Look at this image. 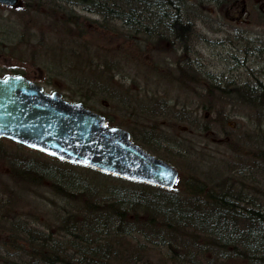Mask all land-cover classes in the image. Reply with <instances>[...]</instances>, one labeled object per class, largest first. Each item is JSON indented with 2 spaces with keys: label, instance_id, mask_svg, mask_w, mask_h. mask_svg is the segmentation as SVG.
<instances>
[{
  "label": "trees",
  "instance_id": "trees-1",
  "mask_svg": "<svg viewBox=\"0 0 264 264\" xmlns=\"http://www.w3.org/2000/svg\"><path fill=\"white\" fill-rule=\"evenodd\" d=\"M64 1L76 7L75 0ZM194 7L203 12L199 5ZM30 8L23 2L22 7L10 9L22 12L20 17L17 13L16 17L0 15V56L8 62L29 64L37 77L46 83L63 80L72 92V101H81L93 109L94 103L103 105L107 100L113 106L125 109L129 101L124 94V85L118 86L115 81V77L122 75L125 65L111 60L110 53L96 54L85 48L82 55L77 50V41L83 39V31L77 33L76 22L68 20L56 25L59 28L56 36H60L57 42L40 48L46 40L44 35L50 31L42 29L44 35L35 33V28L42 27L37 25L38 20L31 19L35 15L29 12H32ZM91 8L101 15V23L109 25L108 30L121 28L128 32L130 35L124 38L126 40L129 38L134 42L136 35H140L146 40L162 41L165 38L157 32L171 29L177 30L180 36L173 38L175 45L186 47L190 40V36L181 37V31H187L189 27H182L185 25L181 26L177 21L176 16L183 13V7L175 0H112V4L98 3ZM160 15L163 17L158 18ZM116 24L119 25L116 27ZM261 44L259 41L257 47H249L251 44L247 42L245 47L249 49L244 48V52L262 51ZM20 46H28L24 54L15 51ZM2 65L1 74L25 75L19 68ZM34 73L31 78L36 77ZM249 82L225 87L234 90L233 94L251 96V111L261 117V121L252 128L254 138L243 140L241 147L232 148L230 144L235 166L225 168V184L221 189L196 191L188 186L181 193H173L142 183L132 187L111 182L107 188H113L117 194L96 193L91 196L94 198L91 206L76 205L72 210L74 213L55 209L51 213L53 224L47 227H38L28 218H14L12 200L0 198V264H152L146 254L147 248L165 251L166 259L168 256L175 264H264V84ZM148 106L154 108L152 104ZM104 115L112 124L110 117ZM128 131L139 145L145 143L152 153L176 168L184 167V163L175 164L173 158L163 154L167 151L180 154L174 144L162 141L163 146L158 147L155 143L152 150L148 138L142 135L139 139L132 130ZM178 147L183 146L178 144ZM26 176L29 177L28 173ZM49 177L54 179L55 187L56 177ZM230 180L232 184L228 183ZM66 189L65 195L70 197L88 196L84 189L79 191L68 186ZM192 197L195 201H191ZM3 208L10 211L12 219L5 220L1 216Z\"/></svg>",
  "mask_w": 264,
  "mask_h": 264
},
{
  "label": "rangeland",
  "instance_id": "rangeland-1",
  "mask_svg": "<svg viewBox=\"0 0 264 264\" xmlns=\"http://www.w3.org/2000/svg\"><path fill=\"white\" fill-rule=\"evenodd\" d=\"M23 2H27L29 8L32 7V12H29L35 16L31 19L38 20L37 25L42 27L35 28V33L44 35L42 29L50 31L44 35L46 40L40 48L55 44L60 37L56 36L59 29L56 25L68 20L78 23H75L77 33L83 31V39L77 41V50L82 55L86 49L96 54L110 53L113 58L111 60L121 61L125 65L122 75L120 78L115 77V81L118 86L124 85V94L129 101L126 107L128 109L117 108L107 100L103 105L94 103L92 108L108 115L112 124L132 130L139 139H142V135L145 139L148 138L152 150L155 149L152 146L155 143H158V147L163 146L162 141L177 147L180 154H174L173 151L163 153L173 158L175 164L184 163V167L178 166L182 180L180 174L172 189L173 193H181L188 186L196 191L205 189L215 192L221 189V185L225 184V168L235 166L230 144L232 148L241 147L243 140L252 137L253 126L256 128L261 121V117L251 111V96L233 94L234 90H226L228 88L225 87L229 84L231 85L228 87L237 86L247 80L253 85V78L264 84V50L244 52V48L249 49L245 47L247 42L251 44L249 47H257L259 41L264 45V0H247L248 12L237 23L227 20L222 13H217L213 6H208L207 11L194 12L202 17L196 18L194 22L195 32L188 45L193 47L192 53L179 52L171 38H165L162 42L158 39L146 40L136 35L134 42L129 38L126 40L124 38L130 35L128 32L121 28L116 31L108 30L109 25L101 23L100 18L94 14L82 12L80 8L65 3L58 5L46 0ZM186 6L191 9V3ZM15 13L18 14L17 17L23 14L20 11L12 12L10 8H0V15L3 17L11 14L16 17ZM71 15L76 20L69 18ZM117 25L119 24L116 27ZM31 35L30 32L29 38ZM27 47L22 46L15 51L24 54ZM43 51L44 49L41 50L42 54ZM7 60L0 56V68L2 64H9L8 66L21 69L29 78L33 76L35 71L29 64ZM219 75L221 87L211 83L209 85L205 81L208 76L218 78ZM33 79L42 84L46 91H60L72 100V92L66 88L63 80L46 83L37 75ZM148 104H152L154 108ZM147 109L153 110L149 112ZM162 113L164 114L159 116ZM11 142L0 139V198L12 200L14 218H28L38 227L53 224L51 213L55 209L74 213L72 210L76 205L91 206L94 203L91 196L96 193L104 194L108 191L110 195L117 194L113 188H107L108 183L138 186L135 182L116 177L112 179L113 177L93 169L57 160ZM178 144L183 147H178ZM12 161L15 162L14 165L10 164ZM50 175L56 177L55 187ZM67 186L78 188L79 191L84 189L88 196L82 194L80 198L85 199L82 200L65 195ZM191 201H195L194 197ZM1 211L5 220L12 219L8 209L3 208ZM146 254L152 264H175L168 256L166 259L163 250L147 248Z\"/></svg>",
  "mask_w": 264,
  "mask_h": 264
},
{
  "label": "water",
  "instance_id": "water-1",
  "mask_svg": "<svg viewBox=\"0 0 264 264\" xmlns=\"http://www.w3.org/2000/svg\"><path fill=\"white\" fill-rule=\"evenodd\" d=\"M20 7L21 0H0ZM0 138L120 178L171 189L178 170L132 142L121 127L108 126L99 112L81 101H68L59 91L22 75L0 77Z\"/></svg>",
  "mask_w": 264,
  "mask_h": 264
},
{
  "label": "flooded vegetation",
  "instance_id": "flooded-vegetation-1",
  "mask_svg": "<svg viewBox=\"0 0 264 264\" xmlns=\"http://www.w3.org/2000/svg\"><path fill=\"white\" fill-rule=\"evenodd\" d=\"M175 1L180 3L182 5V7L184 5L186 10H187L186 5H188L190 3L192 5H199V7L202 11H204L203 6H205L206 11L209 8L208 6L216 7L217 13H222L225 17L228 18L227 20L230 19L231 22H236V23H237V21H239L242 18L243 15H246V13L248 12L247 11V3H248L247 0H175ZM46 2L59 4L61 2L64 3L65 1L64 0H46ZM67 2H69V1H67ZM73 3H75V5L78 6L82 10V12L92 13L97 18L102 19L101 15L99 13L93 11L91 7L98 4V3H105V5H109V4H112V0H75ZM83 5L84 6L86 5V7L84 8ZM89 6H91V7H89ZM212 10L214 11V9H212ZM159 17L162 18L163 15L158 16V18ZM176 17L179 18V20H177V21H179L181 23V26L185 25L182 27H189V30H187V31L182 30L181 31L182 32L181 37L190 36V38L192 39V36L195 32L193 29L194 28V22H195L196 18L199 19L202 16H198L194 13H190V12L187 13L186 12L185 14L181 13ZM172 18L175 19L174 15L172 16ZM203 18H205V17H203ZM166 25H168V23ZM177 32H178L177 30L171 29V30L158 31L157 33H158V35H161L163 38H171V41L173 43H175L172 40V38L179 36ZM163 41H165V40H163ZM188 45H189V43H188ZM188 45L186 47H183L182 45H180V46L175 45V46L177 47V50H180V51L186 50V52L188 51V52L192 53L193 47L188 46ZM167 48H169V45ZM219 76L220 77H218V78H210L208 76V78L205 81L209 85L211 83L212 85H215L217 87H219V86L221 87V75H219ZM219 90L221 91V89H219Z\"/></svg>",
  "mask_w": 264,
  "mask_h": 264
},
{
  "label": "bare ground",
  "instance_id": "bare-ground-1",
  "mask_svg": "<svg viewBox=\"0 0 264 264\" xmlns=\"http://www.w3.org/2000/svg\"><path fill=\"white\" fill-rule=\"evenodd\" d=\"M186 11H187V13H189V11L188 10H184L183 11V13L185 14L186 13ZM254 79V83H256V82H262V81H258L259 79H256V78H253ZM261 84H263V83H261ZM259 96H262V93H261V95H259ZM259 96H257V97H259ZM255 98V97H254ZM256 100H259V99H257V98H255ZM254 136H255V134L254 133H252V137L254 138ZM228 183L229 184H232V181L230 180V181H228Z\"/></svg>",
  "mask_w": 264,
  "mask_h": 264
}]
</instances>
